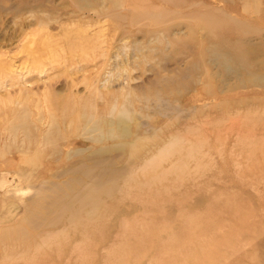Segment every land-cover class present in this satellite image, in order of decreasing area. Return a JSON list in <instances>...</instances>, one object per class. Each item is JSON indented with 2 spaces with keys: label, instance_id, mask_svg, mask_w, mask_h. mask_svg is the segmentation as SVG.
I'll use <instances>...</instances> for the list:
<instances>
[{
  "label": "rangeland",
  "instance_id": "obj_1",
  "mask_svg": "<svg viewBox=\"0 0 264 264\" xmlns=\"http://www.w3.org/2000/svg\"><path fill=\"white\" fill-rule=\"evenodd\" d=\"M0 264H264V0H0Z\"/></svg>",
  "mask_w": 264,
  "mask_h": 264
},
{
  "label": "bare ground",
  "instance_id": "obj_2",
  "mask_svg": "<svg viewBox=\"0 0 264 264\" xmlns=\"http://www.w3.org/2000/svg\"><path fill=\"white\" fill-rule=\"evenodd\" d=\"M12 28V27H11ZM25 37V36H24ZM49 49V48H48ZM32 51V50H31ZM37 53H41L40 52H37ZM32 55V54H31ZM30 55V57H31ZM37 55V54H36ZM36 55H34L36 57ZM42 55V54H40ZM51 56V55H50ZM70 57V56H69ZM36 60V63H37V59L34 58ZM33 63V62H32ZM32 63H31V66H32ZM42 63V62H41ZM39 63H37L38 65ZM40 65V64H39ZM50 69V68H49ZM39 70V68H38ZM40 71V70H39ZM29 83V82H28ZM53 83V82H52ZM55 83V82H54ZM34 89V88H33ZM21 91V90H20ZM21 93V92H20ZM24 99V98H23ZM22 99V100H23ZM53 103V104H52ZM107 103H110V101H108ZM89 103H84V101H81L79 103H74L73 100H68L66 102H62V103H58V104H55V102H46L45 105L43 106V110H45L48 115H49V119L51 122L55 121L56 117H54L53 114H55V112H58L57 110L60 109V111L63 112H66V111H69V110H72L75 106L78 107V111H81L83 112L84 111V114L85 112L87 113V108L89 107ZM106 107V102L103 106V108ZM66 110V111H65ZM89 113H87V116H88ZM95 116H98L99 117V114L98 112L95 113ZM132 118V117H131ZM97 118H93L92 116L87 118V121L85 122V125H88V126H84L83 127V130H91V131H97V130H101L102 134L104 135H107L109 138H117V137H120V136H124V135H127L129 134V129L127 128V126H123V124H125L126 122H128V118H127V115L125 113H120L118 116H117V119L113 121V123L115 122V124H113L111 122V124H107L105 123V121H102L101 118H98L99 120H96ZM41 120V119H40ZM101 120V121H100ZM22 129H24V126L25 124L23 122L20 123ZM26 127V126H25ZM14 129V128H12ZM44 142V140H43ZM176 146V145H175ZM163 155V154H162ZM165 156V155H164ZM83 219V218H82Z\"/></svg>",
  "mask_w": 264,
  "mask_h": 264
}]
</instances>
